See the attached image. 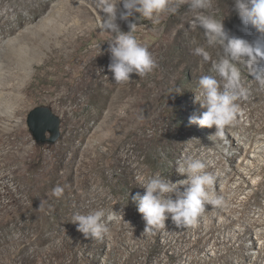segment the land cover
<instances>
[{
	"label": "rangeland",
	"instance_id": "374dc122",
	"mask_svg": "<svg viewBox=\"0 0 264 264\" xmlns=\"http://www.w3.org/2000/svg\"><path fill=\"white\" fill-rule=\"evenodd\" d=\"M45 1L0 0V64L13 48L20 53L19 49L30 47L34 60L27 92L32 93L33 99L23 116V126L30 139L32 158L37 159L43 144L45 163L48 162L42 167L35 162L25 167L19 163H0V219L1 224L9 226L7 229L0 226V239L11 232L13 237L6 236L11 243L23 246L45 233L46 227L53 231L59 228V220H64L69 231L78 233L73 216L103 207L116 218L106 221L109 231L100 239L106 241L108 237L110 241H106L104 248L115 245L119 254L85 263L76 261L81 252L78 250L76 260H68L69 264H169L170 257L160 251L157 240L152 238L154 230L161 228L160 234L171 237L184 232L181 230L184 226L191 228L187 235L192 245L185 243L184 250L192 247L193 253H181L193 264H263L264 61L249 58L232 61L246 95L237 101L239 112L233 124L225 129V138L213 137V141L210 137L217 129L190 122V118L206 111L195 101L200 91L199 78L212 75L221 84L225 82L211 71L212 63L225 58V53L221 45L207 44L203 28L194 22L197 12L190 10L184 0H175L179 5L175 14L165 11L151 20L135 11L127 20L119 19L123 5H118L116 23L120 30L127 32L129 23L137 24V40L156 61L151 73L130 74L129 81L123 83H116L107 67L111 62L109 45L115 34L102 32L97 26L101 18L89 22L84 39H77L70 32L64 33L63 26L78 15L64 12L67 8L64 0H50L42 13ZM233 3L234 0H212L206 14L223 20L231 35L250 42L256 40L258 33L242 23ZM103 15L106 19L107 14ZM42 24H50L51 30L46 34L39 32ZM10 41L16 44L10 46ZM197 47L209 53L207 61L195 55ZM61 93L69 97L58 100ZM38 107H49L59 116L61 135L57 141H38L30 129L29 115ZM51 136L46 133L47 138ZM71 158L74 162L82 158L91 162L88 177L85 175L91 179L77 191L67 189L66 176L52 179L53 173L65 171L55 169L53 163ZM195 159L204 162L205 171L214 176L209 191L222 204L206 205L196 224L180 225L169 215L165 221L177 225L178 230H171L170 226V230L160 227L145 233L146 222L132 201V196L145 192L138 177L158 175L171 182L186 180L188 173H180L178 169ZM37 172L42 175L35 180ZM56 187L63 189L59 197L53 195ZM178 187L182 193L187 186ZM167 196L176 199L177 193ZM17 197L37 203L36 210L27 209L21 216V206L12 202ZM238 232L242 237H238ZM117 238L122 242H117ZM8 246L9 242L3 243L0 250L5 253ZM29 246L37 247L34 243ZM178 246L174 244V254L180 255ZM19 257L9 255L5 261L0 259V264H15L13 261Z\"/></svg>",
	"mask_w": 264,
	"mask_h": 264
},
{
	"label": "clouds",
	"instance_id": "9594fccd",
	"mask_svg": "<svg viewBox=\"0 0 264 264\" xmlns=\"http://www.w3.org/2000/svg\"><path fill=\"white\" fill-rule=\"evenodd\" d=\"M188 8L197 15L194 17L195 25L203 28L207 44L223 47L225 58L212 63L211 71L224 79V83L212 75L199 78V94L195 101L206 108L200 116H193L190 122L198 123L208 128L217 129L213 137L223 140L225 129L231 126L239 112L237 101L246 95V89L239 82V71L232 63L234 60L249 58L254 62L264 61V0H234L233 7L242 23L253 28L258 36L254 41L233 36L226 30L223 20H217L213 15L206 14L212 7V0H184ZM122 3L123 11L119 19L127 20L133 13L138 12L145 19L151 20L167 11L175 14L179 5L175 0H98V8L107 14L98 23L104 33L115 34L109 45L111 62L107 66L113 73L116 83L128 82L130 74L144 76L153 71L156 61L147 47L143 46L136 38L137 24L129 23V31L120 30L117 20L118 5ZM99 48V46L97 45ZM100 51V48H99ZM197 56H202L205 61L209 53L203 47L194 49ZM215 141L214 139H212ZM207 165L199 159L192 160L187 167L181 166L180 173H188V178L179 182L161 179L158 175H141L138 177L144 187L143 195L137 193L132 196V201L137 205V210L146 222L145 233L153 229L164 227L166 218L171 217L177 224H193L202 214L206 205L220 206L222 200L214 198L209 189L214 185V176L208 174ZM187 187L181 193L179 185ZM177 193V198L172 199L167 194ZM63 189L56 187L53 195L59 197ZM116 217L103 207L94 208L85 214H75L72 218L77 230L87 238L100 239L109 231L108 223Z\"/></svg>",
	"mask_w": 264,
	"mask_h": 264
},
{
	"label": "bare ground",
	"instance_id": "6f19581e",
	"mask_svg": "<svg viewBox=\"0 0 264 264\" xmlns=\"http://www.w3.org/2000/svg\"><path fill=\"white\" fill-rule=\"evenodd\" d=\"M49 1L50 0L45 1V4L47 5L45 6L43 5L42 13L47 8ZM64 1L67 3V5L65 4L67 8L64 9L65 11L63 9L62 10L64 12H67V14H69L68 12H70L72 14L75 13L78 15V17L76 18H71L69 16V18H71L70 19L71 22H67V24H65L66 26H63L64 33L70 32L77 39H84L85 37L84 34L86 32V27L88 23L93 20H97V18L99 17L102 18L104 16L103 15L104 13L101 10H99L97 6L98 0H64ZM50 24L47 26L42 24L43 27L37 30L39 32H43L46 34L52 28ZM12 28H11V31H12ZM93 28L91 29L93 30ZM13 41L9 42L10 46H14L16 44ZM29 48L27 49L23 48L24 50L19 49L20 53L15 48H13L8 58L4 60V63L0 64V145L2 144V148H3L2 151H0V163H6V164L19 163L25 167L26 165H29L30 163L35 162L36 164L38 163V165L42 167L43 164L46 165L48 163V162L45 163V161L47 160L46 151H45L46 149L44 147L45 145L43 144L41 145V151L39 155L37 156V159L34 160L32 158V153L29 149L30 139L25 134L24 126H23V122L25 118L23 116L25 112L27 111V109L29 108V106H31L32 99H33L32 93L27 92V83L31 75L30 68L34 60L33 53L31 50H28ZM21 58L26 59L27 62L26 63L21 62L22 61ZM66 97H69V94L61 93L57 97V99L65 100ZM65 160H57L58 162L53 163V166L55 167V169H64L65 171L64 173H59L58 171L55 173L52 172L53 173L52 179L56 181L58 178H65L66 176L67 179L69 180L67 184L68 190L77 191L81 188H84L86 184H88V181H90L91 179L90 177L89 179L86 178V176L88 177L87 169L91 165L90 160H86V158H82L81 160L77 162H74L75 161L74 158H71L68 161H65ZM41 175L42 173L37 172L36 176L34 177L35 180H37L39 176L41 177ZM82 176H84V179L83 178H82L83 180L79 179ZM73 193L75 194L77 192H73ZM12 202H15V203L18 202L19 206H21V208L19 207V209H21L19 210L21 213V216L27 211V209L36 210V207H37V203L32 202V201L25 202L22 197H17V199H12ZM13 216H16L14 212H13ZM59 223H60V226L56 230L53 231L50 229V226H48L46 227L47 230L45 231V233H41L36 239H33L31 243H34L37 245V247L33 249H30L29 244L31 243L29 244L26 243L23 246H19L17 242L11 243L12 240L8 239L6 236L13 237L14 233L10 232L8 235L6 234L2 235L0 239V246L6 242H9V246L7 247V252L5 253H3V251L0 250V259L5 261L6 258L9 257V255L10 257H13L15 254H18L20 255V257L17 260L13 261V263L15 264H25L26 262H29L30 264H69L68 260H71V259L76 260L77 252L78 250H81L80 255L76 261L85 262V263H93V262H96L97 260L104 258V256L108 258L113 253L116 255L119 254V253H116V251H118L119 249H117L115 245L108 244L109 249L104 248L107 242L110 241L108 237L105 238L107 242L104 241L103 239H93L90 236L86 238L83 234H78L80 232L75 233V232L69 231L65 225L64 220H59ZM7 225L1 224V219H0V226H3L2 228L7 229L9 227ZM170 226L172 227L171 230L179 229L177 225H174V223H168V222H166L164 227L170 230ZM221 226L222 225L218 226V228H220ZM16 228H18V225H16ZM160 229L154 230V235L152 236V238H155L157 240V245L160 246V251L163 253H166L167 256L170 257L168 258V260L173 262L174 264H193L191 259L190 261L187 260L186 257L185 258L182 257V253H181V252L183 253L187 252L189 255L193 253L191 249L192 247L191 248L189 247L188 249L184 250L185 243L188 244V246L190 245L191 240L189 236L187 235V232L189 233L191 228H189L188 226H184L183 228H181V230L184 232H181L178 235H172L171 237L170 235L167 236L166 234L165 235L160 234L159 233ZM144 235H147V234H144ZM238 237H242V233H239ZM144 238H148V236H145ZM162 238H165L164 241H162ZM56 239H59V240L57 241ZM211 239L212 238H210V241ZM118 241H120V243L122 242L121 240H119V238H117V242ZM111 242L114 243V239ZM174 244H176L177 246L180 245V249H178V252H180V255H178L179 253L174 254V249H175ZM40 245H44V248L39 249L38 247ZM63 259H65V261ZM157 261L161 262L160 258H157ZM171 262H169V264H173Z\"/></svg>",
	"mask_w": 264,
	"mask_h": 264
},
{
	"label": "water",
	"instance_id": "95a60500",
	"mask_svg": "<svg viewBox=\"0 0 264 264\" xmlns=\"http://www.w3.org/2000/svg\"><path fill=\"white\" fill-rule=\"evenodd\" d=\"M28 123L38 141L55 142L61 135V120L49 107H38L33 110L29 115ZM47 132L52 136L47 138Z\"/></svg>",
	"mask_w": 264,
	"mask_h": 264
}]
</instances>
